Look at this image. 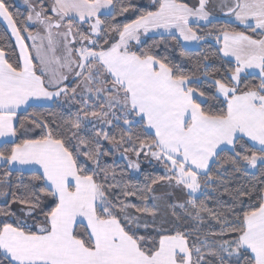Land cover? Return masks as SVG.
I'll list each match as a JSON object with an SVG mask.
<instances>
[{"label":"snow or ice","instance_id":"snow-or-ice-1","mask_svg":"<svg viewBox=\"0 0 264 264\" xmlns=\"http://www.w3.org/2000/svg\"><path fill=\"white\" fill-rule=\"evenodd\" d=\"M22 2L0 264H264V0Z\"/></svg>","mask_w":264,"mask_h":264},{"label":"trees","instance_id":"trees-1","mask_svg":"<svg viewBox=\"0 0 264 264\" xmlns=\"http://www.w3.org/2000/svg\"><path fill=\"white\" fill-rule=\"evenodd\" d=\"M11 3L13 4V10L14 11H19V12H23L24 11V6H21L19 4V0H11ZM20 3H22V1H20ZM5 33V27L3 26L2 23H0V46L3 47H8L10 45H14V40H10L7 36L4 35ZM215 43L214 40H210L208 44L204 45V51L207 52L208 54H212L215 52ZM47 114V113H45ZM116 161L117 164L122 166L123 162L120 160L119 156L117 155L116 157ZM109 163H111V160H109ZM142 167L146 170V171H150L151 170V165L147 164V162H145ZM119 170V169H118ZM140 180L143 179L142 176L139 177ZM133 182H136L135 180H133ZM255 179L253 177H243L241 178V180L239 181V183H254ZM235 183L232 184V187H235ZM222 199L226 200L227 196H223ZM210 206H213L210 203Z\"/></svg>","mask_w":264,"mask_h":264},{"label":"rangeland","instance_id":"rangeland-1","mask_svg":"<svg viewBox=\"0 0 264 264\" xmlns=\"http://www.w3.org/2000/svg\"><path fill=\"white\" fill-rule=\"evenodd\" d=\"M20 1H22V0H19V4H20L21 6H24V5H23V2H22V3H20ZM161 191H162V190H161Z\"/></svg>","mask_w":264,"mask_h":264},{"label":"crops","instance_id":"crops-1","mask_svg":"<svg viewBox=\"0 0 264 264\" xmlns=\"http://www.w3.org/2000/svg\"><path fill=\"white\" fill-rule=\"evenodd\" d=\"M3 24V23H2ZM4 26V25H3ZM5 27V26H4ZM30 43V42H29Z\"/></svg>","mask_w":264,"mask_h":264}]
</instances>
